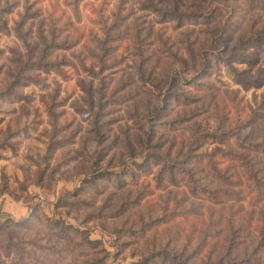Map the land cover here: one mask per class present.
I'll return each mask as SVG.
<instances>
[{"label":"clouds","instance_id":"obj_1","mask_svg":"<svg viewBox=\"0 0 264 264\" xmlns=\"http://www.w3.org/2000/svg\"><path fill=\"white\" fill-rule=\"evenodd\" d=\"M0 264H264V0H0Z\"/></svg>","mask_w":264,"mask_h":264}]
</instances>
